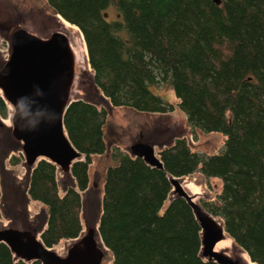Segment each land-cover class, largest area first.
Masks as SVG:
<instances>
[{"label":"trees","instance_id":"trees-1","mask_svg":"<svg viewBox=\"0 0 264 264\" xmlns=\"http://www.w3.org/2000/svg\"><path fill=\"white\" fill-rule=\"evenodd\" d=\"M220 1L47 0L55 15L83 33L94 84L113 107L172 113L175 106L150 90L170 86L193 131L226 137L213 156L176 139L159 153L164 169L118 147L110 151L117 165L105 177L99 230L112 264H216L200 256L201 229L190 206L170 201L169 175L195 173L223 182L222 192L203 206L253 263L264 264V0ZM9 113L0 98L1 117ZM106 118L105 109L87 100L67 111L66 131L85 157L72 168L77 189L62 193L57 168L47 161L31 175L29 196L46 208L41 238L48 248L84 229L89 166L109 150ZM11 162L18 165L23 157ZM0 264L24 263L1 243Z\"/></svg>","mask_w":264,"mask_h":264},{"label":"water","instance_id":"water-1","mask_svg":"<svg viewBox=\"0 0 264 264\" xmlns=\"http://www.w3.org/2000/svg\"><path fill=\"white\" fill-rule=\"evenodd\" d=\"M214 1L218 5L221 3L220 0ZM58 17L61 19L58 30L48 31L46 35L33 33L19 25L12 32L9 58L0 68V90L3 93L0 98L12 110L8 116L11 121L10 132L15 147L24 159L28 185L36 166L41 161H47L63 174L58 183L61 191L65 192L68 188L77 189L72 168L85 160L69 138L65 117L72 103L83 100L84 94L74 91L80 74L88 69L84 62L78 66L80 58L77 55L76 36L64 25L63 21L66 20L61 15ZM87 54L89 61L88 48ZM4 120L0 115V122ZM155 146L139 139L130 146V156L141 158L154 168L164 169ZM169 182L173 195L170 201L184 199L200 226L202 259L216 264L252 262L248 253L238 247L227 234L222 220L203 206L201 194L189 189L192 183L187 178L169 175ZM100 219L86 221L85 231L77 239L67 241L63 253L48 248L42 241L41 236L47 227L44 214L35 226L21 228L11 224L0 228V244L9 247L17 262L103 264L109 249L100 235ZM227 239L233 241L231 246L218 248Z\"/></svg>","mask_w":264,"mask_h":264},{"label":"rangeland","instance_id":"rangeland-1","mask_svg":"<svg viewBox=\"0 0 264 264\" xmlns=\"http://www.w3.org/2000/svg\"><path fill=\"white\" fill-rule=\"evenodd\" d=\"M108 12L112 18L115 17L114 9ZM60 21L47 0H0V68L9 58L10 37L18 25L27 27L33 33L46 35L48 31L58 30ZM79 77L74 92L84 94L83 100L94 103L107 112L104 136L109 149L104 155L93 156L89 166V186L82 192L84 204L81 217L84 229L86 221H92L102 215L105 177L108 169L117 165L109 156L114 147L129 154L130 146L139 139H144L156 145L159 155L162 149L172 145L176 139L185 138L194 152L209 156L222 152L226 137L220 133L193 131L188 126L185 113L178 107L179 100L170 86L151 87L150 90L174 105L175 111L169 114H147L113 107L95 86L92 69H88ZM0 96L3 97L1 90ZM9 110L11 113V108ZM10 127V118L0 122V228L11 224L21 228L35 226L39 217L46 215V208L41 203L32 201L29 196L28 172L24 161L18 165L11 162L12 158L22 155L13 143ZM57 177L59 181L63 174L57 172ZM187 180L198 188L202 204L203 201L215 200L222 192L221 180L206 179L200 173H195ZM66 245L67 241H63L54 249L63 253ZM103 264H112L109 252Z\"/></svg>","mask_w":264,"mask_h":264},{"label":"bare ground","instance_id":"bare-ground-1","mask_svg":"<svg viewBox=\"0 0 264 264\" xmlns=\"http://www.w3.org/2000/svg\"><path fill=\"white\" fill-rule=\"evenodd\" d=\"M63 22H64V25L66 27H68L71 30V32L76 36L75 40L77 43V47H76L77 55L80 58V62L78 64V66L82 65L80 63L84 62L85 68L89 69V63L87 60L88 59L87 48H86V44H85V41L83 39L81 32L78 30V28L76 26H73L66 21H63ZM189 189H191L194 193H199L198 188L193 183L189 185ZM231 242H233L231 239H227V240L223 241L221 244H219L218 248H229V246H231ZM245 257L250 262L249 257L247 255H245ZM250 264H253V263L250 262Z\"/></svg>","mask_w":264,"mask_h":264}]
</instances>
